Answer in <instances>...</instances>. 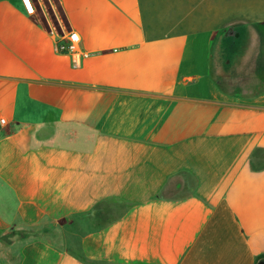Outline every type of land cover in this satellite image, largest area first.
<instances>
[{
    "label": "crops",
    "instance_id": "obj_1",
    "mask_svg": "<svg viewBox=\"0 0 264 264\" xmlns=\"http://www.w3.org/2000/svg\"><path fill=\"white\" fill-rule=\"evenodd\" d=\"M55 1L0 0V264H258L264 0Z\"/></svg>",
    "mask_w": 264,
    "mask_h": 264
},
{
    "label": "rangeland",
    "instance_id": "obj_2",
    "mask_svg": "<svg viewBox=\"0 0 264 264\" xmlns=\"http://www.w3.org/2000/svg\"><path fill=\"white\" fill-rule=\"evenodd\" d=\"M43 7L40 8L39 13L42 17V22L45 26L48 27L50 31L55 32L56 34L64 35L63 30V21L61 19L59 9L56 5L55 0H43ZM36 14V7L33 6V13L32 15Z\"/></svg>",
    "mask_w": 264,
    "mask_h": 264
},
{
    "label": "built area",
    "instance_id": "obj_3",
    "mask_svg": "<svg viewBox=\"0 0 264 264\" xmlns=\"http://www.w3.org/2000/svg\"><path fill=\"white\" fill-rule=\"evenodd\" d=\"M28 12L30 14L33 13V4L31 0H23ZM80 37L76 33L70 31L66 33V37L64 39V43L62 44L61 51L64 52H73L78 53L79 52V46H80ZM7 125V121L5 119H0V127H4Z\"/></svg>",
    "mask_w": 264,
    "mask_h": 264
},
{
    "label": "water",
    "instance_id": "obj_4",
    "mask_svg": "<svg viewBox=\"0 0 264 264\" xmlns=\"http://www.w3.org/2000/svg\"><path fill=\"white\" fill-rule=\"evenodd\" d=\"M234 33V30L233 28H228L225 33H224V37H229V36H232ZM238 36V35H237ZM258 264H264V260H261Z\"/></svg>",
    "mask_w": 264,
    "mask_h": 264
},
{
    "label": "flooded vegetation",
    "instance_id": "obj_5",
    "mask_svg": "<svg viewBox=\"0 0 264 264\" xmlns=\"http://www.w3.org/2000/svg\"><path fill=\"white\" fill-rule=\"evenodd\" d=\"M234 30H235V28H233ZM236 36V33H235V31H234V35L232 36V37H229V38H233V37H235ZM228 38V39H229ZM232 41V40H231Z\"/></svg>",
    "mask_w": 264,
    "mask_h": 264
},
{
    "label": "trees",
    "instance_id": "obj_6",
    "mask_svg": "<svg viewBox=\"0 0 264 264\" xmlns=\"http://www.w3.org/2000/svg\"><path fill=\"white\" fill-rule=\"evenodd\" d=\"M261 260H264V256H263V258H262V259H260V261H261ZM260 261H259V262H260Z\"/></svg>",
    "mask_w": 264,
    "mask_h": 264
}]
</instances>
